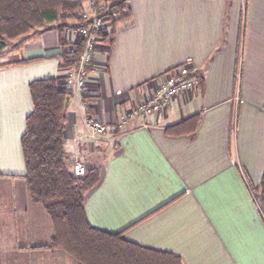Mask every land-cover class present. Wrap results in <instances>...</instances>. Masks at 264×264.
<instances>
[{"label": "crops", "instance_id": "1", "mask_svg": "<svg viewBox=\"0 0 264 264\" xmlns=\"http://www.w3.org/2000/svg\"><path fill=\"white\" fill-rule=\"evenodd\" d=\"M129 7L112 44L96 45L86 83L90 114L106 134L86 139V106L73 94L66 106L69 152L100 169L86 195L89 224L181 264H264V213L250 192L264 173V0ZM62 37L67 43V31ZM60 39L57 30L40 33L0 62V264H79L48 248L51 224L22 179L29 84L62 77ZM185 64L198 76L196 89L161 113L126 117L160 76ZM194 115L193 136L165 134Z\"/></svg>", "mask_w": 264, "mask_h": 264}, {"label": "trees", "instance_id": "2", "mask_svg": "<svg viewBox=\"0 0 264 264\" xmlns=\"http://www.w3.org/2000/svg\"><path fill=\"white\" fill-rule=\"evenodd\" d=\"M84 5L96 7V17L106 19V27L99 31L102 43L111 45L114 28L131 18L129 0H0V57L7 42H23L40 33L57 30L60 46L62 37L86 20ZM80 43L72 53L59 56V70L75 68L82 51ZM26 60L20 63H32ZM4 65H0L2 68ZM198 77V76H197ZM61 79L48 78L29 84L32 113L25 122L20 145L25 163L22 176L28 200L43 209L52 227L50 249L59 250L79 264H181L179 257L141 247L125 240L122 233H108L92 227L85 214L87 193L99 182L100 169H86L84 176H75L74 157L65 138L67 97L72 93L61 88ZM81 102L90 113L91 99L81 94ZM200 123V115L190 116L174 126L165 128L167 136H193ZM250 192L261 213H264V173L256 188Z\"/></svg>", "mask_w": 264, "mask_h": 264}, {"label": "built area", "instance_id": "3", "mask_svg": "<svg viewBox=\"0 0 264 264\" xmlns=\"http://www.w3.org/2000/svg\"><path fill=\"white\" fill-rule=\"evenodd\" d=\"M99 8L92 7L88 13L84 14L85 19H91V22L68 30V40L66 46L63 48L65 53H72L74 48L80 43L83 46L78 57L77 66L66 69L61 79V88L76 95L80 101L81 94L86 91V83L89 70L93 66L96 45L102 43L99 31L107 25L105 18L96 17ZM155 83L153 91L140 100L139 103L134 104L129 110L127 118H132L139 114L152 116L161 113L177 95L186 94L196 89L198 87V77L185 64L163 74ZM123 121H125V118ZM85 126L87 129L85 138L91 142L99 140L107 132L106 126L95 119L90 113L86 114ZM73 172L75 176L79 177L85 174V166L77 158L73 162Z\"/></svg>", "mask_w": 264, "mask_h": 264}, {"label": "rangeland", "instance_id": "4", "mask_svg": "<svg viewBox=\"0 0 264 264\" xmlns=\"http://www.w3.org/2000/svg\"><path fill=\"white\" fill-rule=\"evenodd\" d=\"M89 8V6L88 5H84V11H86L87 13H88V11L90 10V9H88ZM28 40V39H27ZM26 40V41H27ZM18 45V41L17 40H15V41H10V42H7V49L5 50V52H4V55L2 56V57H0V62L1 61H5V62H11V61H13L14 59H15V57H13V56H10L11 54H13V52L15 51V45ZM0 65H4L3 63H0ZM79 160V159H78ZM4 187L5 186H2V185H0V191H3V189H4ZM36 207H38V209L42 212V214H44V216L48 219V217H47V215L45 214V212L43 211V209L42 208H40L39 206H36ZM49 220V219H48ZM50 222V221H49Z\"/></svg>", "mask_w": 264, "mask_h": 264}, {"label": "water", "instance_id": "5", "mask_svg": "<svg viewBox=\"0 0 264 264\" xmlns=\"http://www.w3.org/2000/svg\"><path fill=\"white\" fill-rule=\"evenodd\" d=\"M68 101H69V97L66 98V101H65V105L67 106L68 104Z\"/></svg>", "mask_w": 264, "mask_h": 264}]
</instances>
